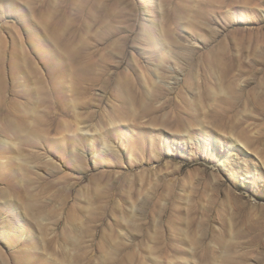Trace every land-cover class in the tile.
I'll use <instances>...</instances> for the list:
<instances>
[{"label":"rangeland","instance_id":"obj_1","mask_svg":"<svg viewBox=\"0 0 264 264\" xmlns=\"http://www.w3.org/2000/svg\"><path fill=\"white\" fill-rule=\"evenodd\" d=\"M0 264H264V0H0Z\"/></svg>","mask_w":264,"mask_h":264},{"label":"bare ground","instance_id":"obj_2","mask_svg":"<svg viewBox=\"0 0 264 264\" xmlns=\"http://www.w3.org/2000/svg\"><path fill=\"white\" fill-rule=\"evenodd\" d=\"M223 164V163H222Z\"/></svg>","mask_w":264,"mask_h":264}]
</instances>
